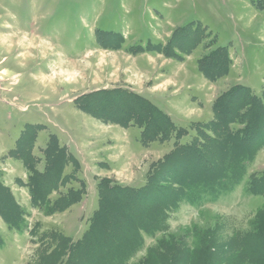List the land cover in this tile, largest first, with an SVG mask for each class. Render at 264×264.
<instances>
[{
    "label": "rangeland",
    "instance_id": "obj_1",
    "mask_svg": "<svg viewBox=\"0 0 264 264\" xmlns=\"http://www.w3.org/2000/svg\"><path fill=\"white\" fill-rule=\"evenodd\" d=\"M193 38L194 47L183 49ZM165 46L171 54L162 51ZM220 47L228 53V71L209 80L198 61ZM237 84L264 94V0H0V181L22 211L18 227L0 217V264L37 263L42 249L56 243L48 235L53 231L80 239L98 208L102 179L144 187L176 142L210 131L205 124L214 117L213 101ZM114 90L167 115L169 138L144 143L143 127L134 120L125 127L103 122L78 105L81 96ZM126 99H115L108 111H122ZM93 104V110L101 108ZM22 131L35 133L31 154L38 171L52 135L76 161L64 166L63 184L46 190L50 201L71 188L82 193L65 210L47 213L32 204L29 172L10 152ZM177 131L184 133L176 138ZM251 148L253 157L233 173L232 184L215 192L196 184L183 190L164 211V229L139 231L127 263L144 257L164 234L160 230L193 244L195 227L214 232L213 258L227 261L264 207V182L249 188L251 176L264 174V144Z\"/></svg>",
    "mask_w": 264,
    "mask_h": 264
},
{
    "label": "trees",
    "instance_id": "obj_2",
    "mask_svg": "<svg viewBox=\"0 0 264 264\" xmlns=\"http://www.w3.org/2000/svg\"><path fill=\"white\" fill-rule=\"evenodd\" d=\"M200 33L198 29L197 35ZM193 42L194 38L192 42L187 41L188 45L183 49L190 51L195 45ZM166 47L162 51L171 54ZM228 65L225 47L215 49L198 61L199 70L209 80L225 74ZM117 91L81 96L78 105L103 122H115L125 127L134 120L143 127L140 136L144 143L158 135L160 141L169 138L172 125L167 115L137 95ZM115 99H126L128 104L120 110L119 116L116 113L120 111H108ZM96 102L101 104V108L93 110ZM212 111L214 117L205 124V130L210 131H197V135L185 144L176 142L173 151L163 161L157 162L149 173L144 187L111 186V180L102 179L98 185V208L91 215L88 229L82 237L72 242L60 233L50 232V240L56 243L50 250L49 246L43 248L35 264H264V207L257 209L249 223L250 231L242 235L240 245L230 252L225 262L213 258L218 252L214 232L195 227L191 246L183 245L181 239L171 232L160 230V234H164L155 239V245L147 250L146 255L127 263L138 244L139 231L152 233L163 228L164 211L179 202L186 194L183 190L196 184L215 192V189L232 184L233 173L239 172L243 161L253 157V143L264 144V94L258 97L248 87L237 84L213 101ZM234 124L238 126L234 127ZM183 133L177 131L175 137ZM34 136L32 131H22L10 151L11 155L21 158L29 172L27 185L32 204L44 207L47 213L63 211L82 193L71 188L50 201L47 199V186L63 184L64 166L76 161L52 135L43 151L46 165L43 171H38L34 164L36 158L31 154ZM263 177L264 174L260 179L251 176L249 188L255 191L262 187ZM0 217L17 227L22 221V211L1 181Z\"/></svg>",
    "mask_w": 264,
    "mask_h": 264
}]
</instances>
